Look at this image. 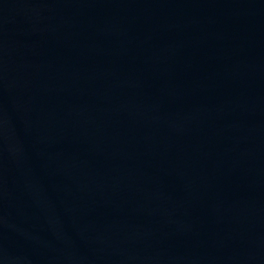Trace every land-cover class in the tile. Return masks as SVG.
Returning <instances> with one entry per match:
<instances>
[{
  "label": "water",
  "instance_id": "water-1",
  "mask_svg": "<svg viewBox=\"0 0 264 264\" xmlns=\"http://www.w3.org/2000/svg\"><path fill=\"white\" fill-rule=\"evenodd\" d=\"M0 264H197L23 0H0Z\"/></svg>",
  "mask_w": 264,
  "mask_h": 264
}]
</instances>
